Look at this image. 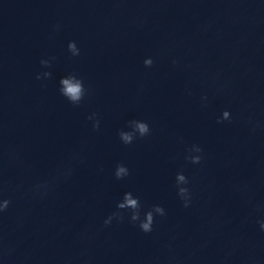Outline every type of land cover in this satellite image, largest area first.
Here are the masks:
<instances>
[{"label": "clouds", "instance_id": "1", "mask_svg": "<svg viewBox=\"0 0 264 264\" xmlns=\"http://www.w3.org/2000/svg\"><path fill=\"white\" fill-rule=\"evenodd\" d=\"M59 26H57L58 28ZM68 50L72 54V56H78L80 54V50L78 49L76 43L69 42ZM51 59H55L52 57ZM43 67H50V60L42 59L40 61ZM173 65L178 64L177 60L172 61ZM153 64V60L151 58H147L144 60L145 67H151ZM51 72H44L42 74H37L36 79L39 80L42 78H50ZM60 93L63 95L71 104L79 105L82 100L86 96L87 90L84 87V83L81 79L77 78L75 74H69L68 76L62 77L60 79ZM202 101H206L207 97L204 96L201 98ZM206 103H202L201 107H206ZM96 114L93 113L88 117L89 120H94L92 125L94 130L99 129V120L95 119ZM232 117L229 111L225 110L222 112V115L218 118L217 122L222 123L223 121H231ZM129 131L121 130L119 132V138L123 144L129 145L132 144L136 138H143L150 134V127L148 123L144 121L132 120L128 122ZM185 159L192 164H200L203 156V149L198 144H193L188 150ZM195 153V155L193 154ZM15 159V154H12L10 157ZM72 169L70 167H65L64 169H58L57 174L51 180H45L40 183H37L32 188V194L36 197L43 198L46 196L51 190L56 180L61 177H68L71 175ZM129 169L124 164H117L114 176L117 180L124 179L129 176ZM176 189L177 195L182 201V205L184 208H188L191 206L192 202V192L187 185L190 183L188 177H186L183 172H178L176 175ZM11 201L8 199H0V213L5 212ZM166 215L165 209L160 205H153L150 209L144 211L143 206L140 202L139 197L133 195L132 192H125L121 200H119L116 204L115 210L108 215L104 220V226H110L113 221L117 223H122L126 218L128 221L140 229L145 234H149L153 232L154 223L156 221V217H164ZM260 226V229L264 231V219L257 221ZM169 253L172 252L171 245L168 246ZM174 259V257H173Z\"/></svg>", "mask_w": 264, "mask_h": 264}]
</instances>
